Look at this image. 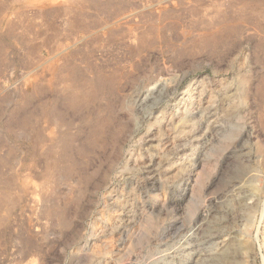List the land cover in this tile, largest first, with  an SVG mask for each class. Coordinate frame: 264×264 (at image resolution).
Listing matches in <instances>:
<instances>
[{"label":"rangeland","instance_id":"obj_1","mask_svg":"<svg viewBox=\"0 0 264 264\" xmlns=\"http://www.w3.org/2000/svg\"><path fill=\"white\" fill-rule=\"evenodd\" d=\"M0 264H264V0H0Z\"/></svg>","mask_w":264,"mask_h":264},{"label":"bare ground","instance_id":"obj_2","mask_svg":"<svg viewBox=\"0 0 264 264\" xmlns=\"http://www.w3.org/2000/svg\"><path fill=\"white\" fill-rule=\"evenodd\" d=\"M49 207V206H48ZM47 212H48V210H47ZM49 212H51V211H49ZM52 216V215H51Z\"/></svg>","mask_w":264,"mask_h":264}]
</instances>
